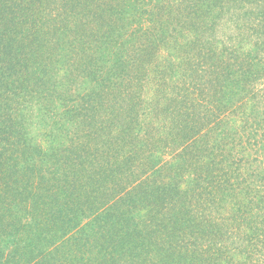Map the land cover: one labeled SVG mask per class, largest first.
<instances>
[{
  "label": "trees",
  "instance_id": "1",
  "mask_svg": "<svg viewBox=\"0 0 264 264\" xmlns=\"http://www.w3.org/2000/svg\"><path fill=\"white\" fill-rule=\"evenodd\" d=\"M264 0H0V264H264Z\"/></svg>",
  "mask_w": 264,
  "mask_h": 264
},
{
  "label": "rangeland",
  "instance_id": "2",
  "mask_svg": "<svg viewBox=\"0 0 264 264\" xmlns=\"http://www.w3.org/2000/svg\"><path fill=\"white\" fill-rule=\"evenodd\" d=\"M257 140L260 142H264V130H259L258 135L256 136ZM261 150L264 151V147L260 146Z\"/></svg>",
  "mask_w": 264,
  "mask_h": 264
}]
</instances>
